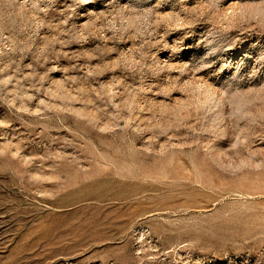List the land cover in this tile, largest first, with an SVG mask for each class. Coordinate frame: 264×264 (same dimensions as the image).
I'll use <instances>...</instances> for the list:
<instances>
[{"label": "rangeland", "instance_id": "1", "mask_svg": "<svg viewBox=\"0 0 264 264\" xmlns=\"http://www.w3.org/2000/svg\"><path fill=\"white\" fill-rule=\"evenodd\" d=\"M0 264H264V0H0Z\"/></svg>", "mask_w": 264, "mask_h": 264}]
</instances>
